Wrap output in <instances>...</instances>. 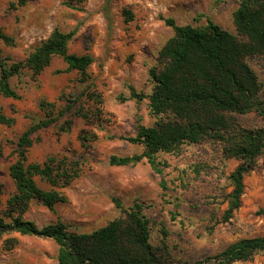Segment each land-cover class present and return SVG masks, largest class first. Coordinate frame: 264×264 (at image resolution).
<instances>
[{
	"label": "rangeland",
	"instance_id": "1",
	"mask_svg": "<svg viewBox=\"0 0 264 264\" xmlns=\"http://www.w3.org/2000/svg\"><path fill=\"white\" fill-rule=\"evenodd\" d=\"M14 1L0 0V30L12 40L6 43L0 38L1 56L23 58L57 28L74 30L68 52L89 53L92 61L86 82L79 81L75 69L64 71L66 63L60 56L52 57L36 76L24 69L11 77L19 97L0 95L2 111L13 118L10 124L0 122V211L14 191L9 165L16 158L18 136L45 115L40 99L53 101L57 110L65 98L78 95L89 84L102 100L99 110L87 109L91 119L74 113L79 104L89 107L82 95L71 111L34 132L35 141L27 150L28 161L41 162L57 155L80 162L77 177L62 187L67 201L56 203L51 210L31 200L22 217L39 226L60 220L69 231L90 232L121 214L113 197L124 207L142 202V212L149 218L150 241L155 245L164 242L179 260L177 264L212 256L240 238L264 234L262 157L244 175L240 205L228 218L224 216L232 188L229 174L238 159L224 157L220 141L208 138L184 142L176 151H159L161 173L145 158L135 164L109 163L111 154L139 153L142 145L127 137L136 134L137 124L152 125L156 120L147 97H132L131 88L144 94L152 89L149 70L161 66L158 51L173 34L165 19L191 25L211 19L235 33L232 15L239 0H30L24 5ZM247 62L257 74L259 95L264 98V57H247ZM64 119L70 120L69 130H60ZM237 119L246 127L261 123L254 111L239 114ZM35 179L41 187L50 188L45 180ZM10 237L16 242L7 248L4 240ZM57 249L50 238L5 233L0 236V264H57ZM231 264H264V249Z\"/></svg>",
	"mask_w": 264,
	"mask_h": 264
},
{
	"label": "trees",
	"instance_id": "2",
	"mask_svg": "<svg viewBox=\"0 0 264 264\" xmlns=\"http://www.w3.org/2000/svg\"><path fill=\"white\" fill-rule=\"evenodd\" d=\"M28 1L15 0L12 4L24 5ZM127 14L130 16L129 11ZM232 19L235 33L211 19L203 25L176 24L170 17L165 19L173 28V34L158 51L161 66L149 70L152 89L144 94L131 88L132 97H147L149 112L156 120L152 125L137 124L136 134L127 137L142 145L139 153L109 156V163L115 165L135 164L145 158L155 172L161 173L163 164L157 159L159 151H176L184 142L198 143L208 138L220 141L223 156L238 159L229 174L232 188L225 218L240 205L244 175L257 165L258 158L262 157L264 163V98L259 95L257 74L247 62V57H264V0H239ZM73 34L74 30L64 32L55 28L23 58L0 55V95L18 98L11 77L24 69L36 76L54 56H60L66 63L64 71L75 69L79 81L86 82L92 57L89 53L68 52L67 44ZM0 38L6 43L12 42L1 30ZM89 86L87 84L78 95L70 96L71 99L65 98L66 103L57 110L53 101L40 99L39 106L45 115L18 136L16 158L9 165L14 191L7 197L5 209L0 211V236L15 232L53 239L58 245L57 264L180 263L164 242L155 245L150 241L149 218L142 212V202L135 201L124 207L119 198L113 197L121 214L90 232L69 231L60 220L39 226L22 217L31 200L51 210L56 203L67 201L62 187L77 177L80 162L57 155H48L41 162L28 161L27 150L35 141L34 132L71 111L82 95L89 107L79 104L74 113L91 119L87 109L99 110L102 100ZM249 111L260 117V124L246 127L239 123L237 116ZM12 120L0 106V122L10 124ZM69 128L70 120L64 119L60 130ZM36 176L45 180L50 188L41 187ZM160 185L166 187L163 182ZM2 190L0 182V193ZM15 242L16 239L10 237L4 240V245L11 248ZM263 249L264 234L243 237L212 256L189 264H231L248 260Z\"/></svg>",
	"mask_w": 264,
	"mask_h": 264
}]
</instances>
